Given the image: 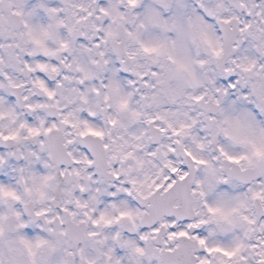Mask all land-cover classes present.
Here are the masks:
<instances>
[{"label": "clouds", "instance_id": "obj_1", "mask_svg": "<svg viewBox=\"0 0 264 264\" xmlns=\"http://www.w3.org/2000/svg\"><path fill=\"white\" fill-rule=\"evenodd\" d=\"M256 192L264 0H0V264H185L173 218L258 264Z\"/></svg>", "mask_w": 264, "mask_h": 264}, {"label": "snow or ice", "instance_id": "obj_2", "mask_svg": "<svg viewBox=\"0 0 264 264\" xmlns=\"http://www.w3.org/2000/svg\"><path fill=\"white\" fill-rule=\"evenodd\" d=\"M134 2V0H133ZM41 67H44L41 65ZM41 86H43V82L41 81ZM50 96L53 95V93H48ZM199 99V97L197 98ZM91 130V129H90ZM97 135H102V133H96ZM257 155L260 154V149H256ZM187 155L190 156L196 163L198 164H206L207 161L201 160L194 156L191 152H187ZM227 155V154H225ZM229 160L232 161H239L240 159H243V157H235V156H228ZM89 164H91V160L88 161ZM169 168L173 174L179 173L180 169L173 167L171 163L169 162ZM188 176L187 172H184L183 175H180L179 179L184 180ZM166 181L168 180V177L166 176L164 178ZM175 184V179L173 178L170 182L165 184H157L156 188L157 190H163L165 187L171 189ZM261 195H264L262 192H256L254 193V196L259 197ZM237 209H233L232 211H236ZM208 212L215 215L217 213H221V215L224 217L225 220H227V213H223L222 209L220 207H213L211 205L208 206ZM126 213H121V215H125ZM244 220L248 221L250 224H254L255 221L249 219L248 216H244ZM99 223V221H97ZM210 223V221L207 220H199L195 222H189L186 227H180L177 228V220L176 219H170V220H164L162 223L154 224L151 228V232L154 234H159L162 228H168V234H167V240L168 241H177L179 239H188V240H194L198 244L197 249H191L188 250L186 253L188 259L185 261V264H213V255L219 254L226 258H234L238 254H241L245 250V242L241 240L239 237L233 242L232 245H225L222 242H215V243H209V236L215 235L214 232L210 231L207 235L202 234L201 232L197 231L195 233L190 232L189 229H200L202 225ZM141 240H148L149 234L145 233L141 235ZM42 243V242H41ZM30 246V245H29ZM176 248H179V244H176ZM248 247L252 250H255L259 247L258 244H250ZM136 251L143 252L142 248L137 247ZM167 251L169 253L174 252L175 248L172 246H169ZM256 255L259 257L258 264H264V251L257 252ZM243 260V264H248V259L245 256L241 257Z\"/></svg>", "mask_w": 264, "mask_h": 264}]
</instances>
